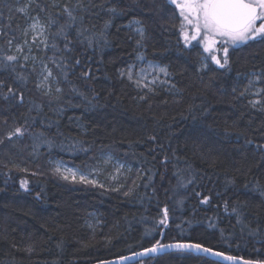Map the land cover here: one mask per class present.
<instances>
[{"label": "trees", "instance_id": "16d2710c", "mask_svg": "<svg viewBox=\"0 0 264 264\" xmlns=\"http://www.w3.org/2000/svg\"><path fill=\"white\" fill-rule=\"evenodd\" d=\"M75 2L31 0L19 11L29 1L0 0V65L17 57L0 66V264H91L157 240L264 262V195L257 188L264 187V152L256 147L264 144V111L249 104L254 88L239 95L252 73L264 71V41L230 48L226 68L208 58L202 69L201 47L182 42L179 16L163 0H83L87 11L78 15L85 35L95 38L89 47L70 29L67 51L63 36L52 34L65 22L63 5ZM29 17L46 26L49 17L59 21L46 27L49 47L33 49L35 65L8 49ZM133 19L145 29L139 45L128 26ZM140 50L168 67L171 87L139 90L120 75ZM53 56L68 66L57 68ZM43 63L54 77L47 95L37 88ZM9 86L14 92L5 99ZM20 126L28 129L24 136L6 138ZM104 152L133 169L121 187L67 181L53 168L60 160L89 173ZM178 169L192 179L185 188L177 187ZM165 207L167 225L159 223ZM133 264L222 263L172 252Z\"/></svg>", "mask_w": 264, "mask_h": 264}, {"label": "snow or ice", "instance_id": "6c2138e0", "mask_svg": "<svg viewBox=\"0 0 264 264\" xmlns=\"http://www.w3.org/2000/svg\"><path fill=\"white\" fill-rule=\"evenodd\" d=\"M31 0H29V4H25L23 8L18 9L19 11H24L26 8L30 6ZM170 3L176 5L179 9L181 17H183L182 24V36L184 38L185 43H189L190 39H195L197 36L203 34L204 43H205V51L211 52L214 49L212 45L215 43L214 37H220L224 40L226 45H239L246 44L249 41L261 40L264 41V22L259 23L257 26V21H264V0H170ZM79 11H87V8L83 2V0H76L75 4L69 5L64 4L62 7V12L66 17L65 22L59 25V28L55 33H53V37L63 36L65 43L64 49L67 51H71L69 47L72 44V41L69 40V30L75 28L76 36L78 38L82 37L79 40L80 43L87 42L89 47L92 46L94 40V34L85 35L88 31L84 28L83 25V17L78 15ZM109 12L116 13L119 11L117 8L112 7L108 9ZM59 21L55 18L49 17L47 26L41 24L38 18H34V22L31 25V30L36 34L33 37L35 41L36 36H44L46 27H51L53 24H57ZM136 24L140 25L136 29L139 33L141 39L137 40V44L139 45L142 39L145 36V29L140 21H135ZM186 25H191L193 27V34L190 37L189 34L183 30ZM107 26V22H106ZM25 35H27V31H25ZM102 35V34H101ZM45 47H49L48 41H43ZM12 41H8V44L11 45ZM27 43V41H25ZM51 48L56 49L57 52L60 49L57 47L56 43L50 45ZM21 49L18 46L17 52H20ZM223 58L222 61L216 55L212 56V60L217 64L220 68H226L229 65V48H223ZM5 63L0 65L2 67H8L7 62H13L17 60V57L14 55H7L4 58ZM25 60L28 59V56L24 57ZM49 60L59 69L63 71L66 68L67 62L64 57H61L59 60L53 56L49 57ZM76 65L80 64V60L77 59L75 61ZM14 70V69H13ZM42 75L43 78L37 84V88H43L49 78L53 77V71L48 67L46 63L42 64ZM157 72H162L165 75H168L166 67H160L155 69ZM121 75H125L124 71H121ZM65 78L68 73L63 72ZM85 78L89 76L88 72H84L82 74ZM127 76L130 81H133V71L132 68L129 67L127 70ZM18 79H25V77H17ZM144 76H138L133 82L137 87L147 88L148 91H153L151 87L152 84L156 82L157 77H154L153 80L149 83L145 82ZM4 82L0 81V85ZM166 83V82H162ZM264 84V71L259 73H252L251 78L248 79L247 84L244 86V89L240 91L239 95L243 97L250 89L255 88V95L259 96V100H250L249 104L253 108H257L259 111H264V87H256V84ZM62 89L56 88V92H61ZM234 93L237 91L236 88L232 90ZM14 89L12 87L7 88V93L4 94L5 99L9 98L10 93H13ZM45 94H50L49 92H45ZM21 101L23 100V96L20 97ZM143 99V97H141ZM39 107V106H37ZM28 129L24 126L16 127L14 130L7 132L6 138L12 139L13 137H22ZM42 136L43 133H40ZM154 139V137H153ZM3 142V139H0V143ZM251 143V141H249ZM257 148L264 152V144L256 145ZM55 171L62 176L63 179L68 180L71 178L73 182L77 181V172L73 169H64L61 170L60 167H57ZM177 179V187L185 188L192 183V179H185L182 172L178 169L175 173ZM79 182L84 184H93L97 183L94 179H89L85 175L79 176ZM27 181H21V188L27 189ZM231 183V181H229ZM103 187V185H100ZM258 190L261 192V195H264V187L257 186ZM132 189H129L125 195H131ZM196 195H200V193H196ZM209 201V197L205 196L201 203H207ZM225 210H228V202L225 201ZM231 211L237 214V223H243L240 219L241 213L238 212L235 206L232 207ZM168 209L165 207L163 219L159 221L160 224L167 225L168 223ZM212 225H210L211 227ZM246 227V226H245ZM243 230V229H242ZM257 230H253V234H256ZM150 234V233H149ZM167 249H175L180 252H197V253H207L214 256L222 257L226 261H236V257L225 255L223 252L214 251L211 247H205L201 243H193V242H175L171 244H162L159 240L155 243L151 244L150 247L143 248L140 252H133L132 256H148L150 254H162ZM30 250V249H29ZM120 260H128L129 257H119ZM100 264H109L108 261H101ZM243 264H257V262L253 261H244Z\"/></svg>", "mask_w": 264, "mask_h": 264}, {"label": "rangeland", "instance_id": "374dc122", "mask_svg": "<svg viewBox=\"0 0 264 264\" xmlns=\"http://www.w3.org/2000/svg\"><path fill=\"white\" fill-rule=\"evenodd\" d=\"M27 1H29V0H27ZM163 1L167 5H169L173 10H176V13L179 16L178 31H179L180 38H181L182 42L186 46L198 45L199 47H201V49L204 53V55L201 58V68L202 69L205 68V66L207 65V59L208 58H211V60H212L213 55H216L218 58H220L222 60L223 55H224V53H223L224 47H228L230 49L232 47L238 46V45H235V46L226 45L222 38L214 37L215 43L212 45V48L214 50L211 52H206L203 34L197 36L195 39H190L189 43L186 44L184 41V38L181 34L182 33L183 17H181L179 9L176 7V5L170 3V0H163ZM34 18H37V17H29L27 19V21L23 24V26L20 28V39L17 42H14V44H12V43H11V45L8 44V49H12V51L17 56L21 57L24 62L29 63L31 65H35V63H36V57H35V54L33 53V49L35 48V46L44 45L43 41L46 40V31H45L44 36H36L35 41L33 40V37L36 35L31 30V25L34 22ZM135 21H137V20L133 19L132 21H130L128 26H130V28L135 32V34L140 37L139 33L136 31V29L138 27H140V25L136 24ZM39 22L41 24H43L41 22V20H39ZM261 22H264V21H257V26ZM183 30L186 31L190 37L192 36L193 27L191 25H186L183 28ZM25 31H27V35H25ZM25 41H27V43H25ZM239 45H241V44H239ZM18 46L21 49L20 52H17ZM25 56H28L27 60L24 59ZM129 67L132 68V71L134 74L133 81L136 78H138V76H144L146 78L145 82L149 83L153 80L154 77H157L156 82L151 85L152 88H155V87L169 88V87H171V82H170L171 75H170V72L168 70V67L166 65H163V64L158 63L156 61H149V60L144 59L141 50L137 52L134 61L132 63H130L127 67H125L123 70H121V71L125 72V75H121V74L120 75L122 77L126 78L128 81H130L128 79V76H127V70ZM160 67H166L168 75H165L162 72L155 71V69L160 68ZM38 69L40 72V78L38 79V83H39L40 80L43 78L42 71H41L42 66H40ZM121 71H120V73H121ZM51 80H52V78H49V81L47 82V84L43 88H41L43 91H45V92L50 91L51 86H52ZM133 81H130V82L133 83L135 88H137L139 90H148L147 88L137 87ZM162 82H166V83H162ZM252 94H253L252 100H259L260 99L259 96L255 95V88H254V91L252 92ZM52 164H53L54 170L57 167H60L62 171L66 168L67 169H73L74 171H76L77 172V181L76 182H78V183H81V182H79V176L85 175L89 179L96 180L97 183L95 185H99V186L103 185L104 187L111 186L113 188L121 187L123 184L124 178L128 177L130 175L131 171L133 170L131 165L116 159L110 152L102 153L100 155L98 167L96 168V170L93 169L89 173L83 172V171L79 170L78 168L74 167L73 165L67 164V163L62 162L60 160H54L52 162ZM58 175L62 178V176L60 174H58ZM67 181H72V180L70 178Z\"/></svg>", "mask_w": 264, "mask_h": 264}, {"label": "water", "instance_id": "95a60500", "mask_svg": "<svg viewBox=\"0 0 264 264\" xmlns=\"http://www.w3.org/2000/svg\"><path fill=\"white\" fill-rule=\"evenodd\" d=\"M171 243H175V242H169V243H165V244H171ZM141 250H138V251H135V252H140ZM214 251H216V250H214ZM172 252H180V251H177L175 249H167L162 254H167V253H172ZM132 253L124 255V256H120V257H129L128 260H120L119 257H115V258H111V259L96 261V262L91 263V264H100L101 261H108L109 264H133L135 262H138L139 260H143V259L148 258V257H154V256L162 255V254H150L148 256H142V257L141 256H136V257H133ZM189 253H192L194 255L204 256V257H206L208 259L218 261V262H220L222 264H243L244 261H253V260H247V259L240 258V257H237V256H233V255H229V256L236 257L237 259H236L235 262L226 261L222 257H218V256H214V255L207 254V253H202V252L201 253L189 252ZM225 255H228V254H225ZM253 262H257V264H264V262H260V261H253Z\"/></svg>", "mask_w": 264, "mask_h": 264}, {"label": "bare ground", "instance_id": "6f19581e", "mask_svg": "<svg viewBox=\"0 0 264 264\" xmlns=\"http://www.w3.org/2000/svg\"><path fill=\"white\" fill-rule=\"evenodd\" d=\"M165 244V243H164ZM130 254V253H129Z\"/></svg>", "mask_w": 264, "mask_h": 264}]
</instances>
